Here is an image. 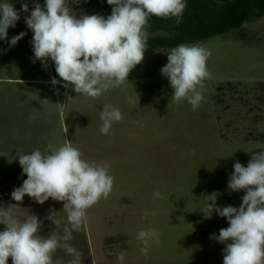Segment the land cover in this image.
I'll list each match as a JSON object with an SVG mask.
<instances>
[{"label":"rangeland","instance_id":"obj_1","mask_svg":"<svg viewBox=\"0 0 264 264\" xmlns=\"http://www.w3.org/2000/svg\"><path fill=\"white\" fill-rule=\"evenodd\" d=\"M11 2L20 10L24 0ZM26 2L29 12L21 11L16 27L8 29V38L26 35L14 47L0 41V156L16 154L18 149L45 152L48 144L59 146L69 140L86 160L95 161L96 155L105 153L108 158L118 157L120 168L111 166L113 171L131 172L114 177L116 183L126 185L118 194H130L138 211L151 206L153 215H148L160 221L177 217V225L165 226L182 235L185 253L197 255L201 264H223L225 245L210 237L229 226L227 219L215 212L204 219L200 210L204 196L214 191L220 193L218 206L239 207L245 193L228 190L233 165L239 161L247 166L251 152L264 149V15L192 43L211 50L207 67L213 76L205 81L204 100L193 111L186 100L170 104L172 89L160 70L171 48L145 53L143 62L129 74V82L99 99L77 95L72 87H63V81L53 86L51 79L61 78L50 59L47 67L39 60L33 62V33L24 19L35 3L43 6L45 0ZM71 7L77 17L106 18L112 10L107 0H79ZM105 105L123 114L108 135L100 132ZM18 163L0 159V171L21 168ZM18 176L16 171L0 176V196L9 199L7 186L18 183ZM25 179L20 178L19 185ZM156 191L163 199H154ZM110 195L115 197L113 191ZM3 197L0 203L5 205Z\"/></svg>","mask_w":264,"mask_h":264},{"label":"clouds","instance_id":"obj_2","mask_svg":"<svg viewBox=\"0 0 264 264\" xmlns=\"http://www.w3.org/2000/svg\"><path fill=\"white\" fill-rule=\"evenodd\" d=\"M78 2L45 0L43 6L35 3L24 19L33 33V62L39 60L47 67L50 59L61 78H52L51 84L63 81V87H72L77 95L92 99L129 82V74L143 62L148 49L150 17L175 18L179 24L187 7L186 0H107L112 10L106 18L99 14L77 17L71 4ZM21 11L29 12L26 0L20 10L11 0H0V41H8L10 47L26 35L21 32L8 38V29L16 27ZM166 54L168 62L160 71L172 89L170 104L186 100L196 111L204 100L205 81L213 78L207 67L211 50L203 44L182 43ZM100 119V132L108 135L123 114L105 105ZM16 159L27 179L11 192L16 203L0 205V225H4L0 230V264H8L9 258L12 264H64L54 259L58 250L71 257L67 264H82V253L70 243L72 233L88 224L90 208L110 196L114 187L110 163L84 159L69 140L59 146L50 143L45 152L18 149ZM233 168L228 190L245 193L239 207L218 206L220 193L214 191L204 196L206 202L200 212L204 219H211L213 212L227 219L229 226L210 237L225 245L223 264H264V149L251 152L247 166L237 161ZM25 196L41 205L49 198L63 203L66 219L62 234H40L43 221L30 211H21ZM153 197L163 199L159 191ZM56 213H50L47 219L60 227L61 220L53 219ZM159 237L155 228L140 230V252L147 255L153 245L161 243ZM116 258L124 264L125 252H119Z\"/></svg>","mask_w":264,"mask_h":264},{"label":"crops","instance_id":"obj_3","mask_svg":"<svg viewBox=\"0 0 264 264\" xmlns=\"http://www.w3.org/2000/svg\"><path fill=\"white\" fill-rule=\"evenodd\" d=\"M96 156V162L109 161L112 167L117 166L118 157L108 158L109 155L107 153ZM15 157L16 154L12 152L11 155L5 154L0 159L13 160L16 159ZM122 164L125 165L123 162ZM112 167H110V174L113 177H117V175H131V172L121 171L122 169L114 172ZM117 168L119 169L120 166H117ZM10 171L13 173L16 171V174L19 175L20 183V178H27L26 175H22V168L20 167H11V169L4 167L0 171V176L11 174ZM7 178L9 179L10 177L7 176ZM116 180L114 178L112 190L113 194L115 193V197L110 195L107 199H102L101 202L90 208L87 211L88 224L82 227L81 230L72 233L73 239L70 243L82 253V264H93V261L94 264H119L116 257L121 251L125 252L124 264H201L200 258L197 255L185 253L182 235L174 232L173 227L165 226L168 224L177 225V217L171 222H165V218L163 221L155 219L151 216L153 215L152 208L151 206L148 207V205L145 208L141 207L142 209L144 208V212L143 210L138 211L139 206L137 207V202L131 201L130 194H118L121 193L119 189L122 188L123 183L119 182L118 184ZM19 181L12 186L8 185L7 189L12 192L15 187L22 185H19ZM116 190L117 192H115ZM1 197L3 196H0V199ZM3 201L5 205L3 202L0 205L7 206L8 204L16 203L11 199V195L9 199L8 197H3ZM20 207L24 208L21 211L25 213L30 211L31 214L37 215L43 221L41 235L47 236L51 232L62 234L63 222L66 219V214L62 210V202L49 198L48 201L41 205L30 197L25 196ZM52 212H57L53 219L61 220L60 227H57L51 220L47 219ZM3 228L4 225H0V230H3ZM149 228H155L159 231L161 243L153 245L148 254L143 255L140 252L142 245L137 239V234L140 230ZM57 258L61 259L64 264H67V261L71 257L66 255L63 250H58L54 259ZM8 264H12L11 258H9Z\"/></svg>","mask_w":264,"mask_h":264},{"label":"trees","instance_id":"obj_4","mask_svg":"<svg viewBox=\"0 0 264 264\" xmlns=\"http://www.w3.org/2000/svg\"><path fill=\"white\" fill-rule=\"evenodd\" d=\"M179 24L175 18L150 17L145 53L192 44L239 28L264 15V0H186Z\"/></svg>","mask_w":264,"mask_h":264}]
</instances>
